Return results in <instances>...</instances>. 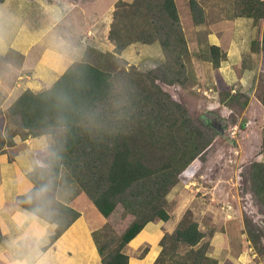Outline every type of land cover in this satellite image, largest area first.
I'll return each mask as SVG.
<instances>
[{
  "label": "trees",
  "instance_id": "16d2710c",
  "mask_svg": "<svg viewBox=\"0 0 264 264\" xmlns=\"http://www.w3.org/2000/svg\"><path fill=\"white\" fill-rule=\"evenodd\" d=\"M188 1L194 22L201 24L200 0ZM238 17L263 21L264 0H234L233 18ZM106 38L114 43L113 52L95 51V57L72 62L52 86L23 90L5 115L9 135L0 123V153L13 144L14 136H50L51 142L35 151L37 165L26 174L31 187L17 195L16 204L55 226L52 244L81 217L78 209L59 198L65 182L78 185L119 232L105 240L100 232L94 233L102 264H129L125 247L148 223L171 219L170 190L194 176L218 133L163 87L189 80L190 46L176 0L118 1ZM136 42L160 43L162 63L149 71L119 68L115 60L105 63L109 53L116 57ZM226 56L227 49L216 44L201 53L215 69ZM263 73L264 69L256 93L264 105ZM247 166L243 188L264 213V162ZM244 222L252 245L264 254V228L250 217ZM217 230L213 226L208 234L186 213L174 231L162 237L153 264H217L209 255L210 238ZM3 239L0 223V243Z\"/></svg>",
  "mask_w": 264,
  "mask_h": 264
},
{
  "label": "rangeland",
  "instance_id": "374dc122",
  "mask_svg": "<svg viewBox=\"0 0 264 264\" xmlns=\"http://www.w3.org/2000/svg\"><path fill=\"white\" fill-rule=\"evenodd\" d=\"M23 1L21 0V5L13 3L14 5L3 12L0 8V59L12 51L10 57L0 63V123L3 124L7 135H9L5 117L7 109L23 90L28 88L27 77H20L35 67V60L45 48L46 36L61 34L63 29L67 28L66 25L79 16V7L73 6L71 8L73 13L51 30L48 24L33 23L36 1ZM133 2L134 0H129L125 3ZM201 3L205 19L203 24L196 25L192 17L189 19V9L184 7L183 2H179L181 10L179 12L191 48L186 58L189 80L185 85L163 87L181 100L193 117L214 127L218 135L205 160L195 167L194 176L186 181L181 180L170 190L167 208L171 213V219L166 222L156 220L148 223L125 247L124 251L137 264H148L155 253H160L162 237L173 232L186 213H191L199 222L201 229L208 234L213 226L218 228L210 238L209 250V255L217 260V264H264V254L259 253L252 245L244 222L246 217H250L256 225L264 228V213L258 209L252 194L243 188L242 182V171L248 167L247 165L255 161L264 162V105L259 92L256 93L264 69L262 49L264 20L256 23L244 18L236 23V19L233 18L234 0H202ZM196 26L213 31L216 41L224 44L225 48H231L220 69H215L209 60L201 57V53L208 49L210 42L203 36L206 34L204 30L202 31L205 34H201L198 31L201 28ZM34 27L36 31L32 33L31 28ZM79 38L82 40L80 36L75 41ZM89 39L90 45L96 42L99 47L101 46L94 37L83 39L86 45ZM33 40L39 42L35 47L29 46ZM152 47L153 44L133 43L125 52L117 54L118 57L109 53L105 56V63L108 65L115 60L119 68L135 66L141 71H149L147 68L156 67L164 60V54L159 56ZM23 48H28L31 54L26 59V65L20 68L22 60L16 55V51L22 52ZM78 50L75 58H85L90 52L88 48ZM243 51L254 53H250L248 58ZM126 53L129 55L127 58L124 56ZM141 60L142 63L150 61L149 67L138 63ZM38 86L39 90L48 87L46 83L41 82ZM244 119L250 121L248 125L242 126ZM26 139L28 141H25ZM26 139L19 135L14 136L13 144L8 145L6 150L0 153V191L8 201H12V206L16 205L14 197L19 192L30 189L31 183L26 174L36 167L35 150L41 148L36 138ZM48 139L43 142L44 146L49 144ZM18 181L19 185L16 187L15 183ZM67 184L65 182L62 186L59 198L81 212L77 227L82 230V242L85 243L89 238L95 241L96 231L100 232L98 236L101 240L118 236V230L100 214L81 188L76 184ZM21 211L35 217L41 225L37 230L35 225L32 238L29 237L32 223H26L22 229L19 228L17 233L27 246L19 248L36 254L45 252V258L40 262L46 264L47 255L50 250L55 249L54 242L51 244L55 226L31 212L24 209ZM11 230L8 233H11ZM31 243L33 246L30 249ZM250 254L253 255L252 259H248Z\"/></svg>",
  "mask_w": 264,
  "mask_h": 264
},
{
  "label": "crops",
  "instance_id": "0c3cea01",
  "mask_svg": "<svg viewBox=\"0 0 264 264\" xmlns=\"http://www.w3.org/2000/svg\"><path fill=\"white\" fill-rule=\"evenodd\" d=\"M27 1L28 0H24L23 2H27ZM35 1H36V6L34 8V19L35 20L33 22L35 25L48 24L50 26V29L52 30V28H55L54 26L56 24L58 23L61 24L63 21H65V19H67L73 13V10L71 9L73 6L79 7V10H78L79 16L78 18L72 20L70 24H67L66 25L67 28L63 29L61 34H54L51 37L47 35L46 36L47 40L45 41L43 40L45 44V48L39 54V57L37 58V60H35V63H36L35 67L32 68L30 72H28V74H23L20 77V78L27 77L28 80L26 84L28 88L34 91L36 90L40 91L39 86H38L40 82L46 83L48 87L52 86L62 76L66 68L72 62L81 61L87 58L95 57V54H96L95 51H101L105 53L113 52L115 45L113 42H110L109 40H107L106 31L111 22L112 10L114 9L115 4L119 0H102V2L101 0H65V1L35 0ZM123 1L129 2V0H123ZM201 1L202 0H200V2ZM179 2H183L184 7L186 9H189L188 10V15H190L189 19L190 17H192V21L194 22L193 16L190 10L189 1L188 0H176L178 10L181 11L179 8ZM13 3H17L19 5L22 4L21 0H5L4 2L0 4V8H2V12L4 10H7L9 6L14 5ZM77 9L78 8H76V10ZM179 15H180V12H179ZM244 18L246 17H238L234 19H236L235 22L237 23V21L243 20ZM180 19H181L182 25L186 33V29L183 24L181 15H180ZM246 19L252 20L250 18H246ZM203 22L204 20L202 21L201 24H203ZM196 25H199V24H196ZM196 27L201 28V29H198V31L201 32V34L206 33L203 36L206 39H209L210 45L212 44L222 45V47L225 49L224 44L220 43L219 41H216L215 39L216 36L214 35L213 31H209L205 27L204 28L199 27V26H196ZM202 30H204L205 33ZM35 31H36L35 27L31 28L32 33ZM30 36H34V35H30ZM80 36H82V40L81 38H79V40L75 41V39H77ZM88 37H94L95 39H98L99 41L98 43L101 44V46L99 47V45L96 42L94 44L96 46L90 45L89 43L90 39L87 40L89 46L88 44L86 45L85 44L86 42H84L83 39H88ZM186 37L188 40L187 33H186ZM37 41L33 40V42L29 43V46L35 47V44L39 43ZM81 41H83L84 43L83 42L81 43ZM188 43H189V40H188ZM103 44H106V46ZM151 44H153L154 46L152 47L154 52H156L159 56L163 55L162 48L158 42H154ZM128 47L124 50V52L128 49ZM81 48H84V50L88 48L90 52L86 54L85 58H81V57L75 58L74 57L75 54L79 53L78 49H81ZM226 49H227V54H230L231 48H226ZM228 49H229V53H228ZM190 51H191V48H190ZM16 52L21 55V57L19 56L20 57L19 59L22 60L21 65H20V68H21L22 65L23 66L26 65V59L27 57L30 56L31 51L28 48H23L22 52L21 51H16ZM248 52L249 51H245L244 54L246 55ZM250 53L253 54L254 52H250ZM126 54L124 55L125 58L129 56L128 53ZM163 59H164V56H163ZM138 63L146 64V67H149L148 65L150 61L146 63H142V60H141ZM150 69L152 68H147V70H150ZM256 91H257V88H256ZM248 121L250 120L248 119ZM35 138L38 141L37 144L41 146V148L45 147L43 142L47 138H49L48 140H50L51 142V138L48 135H42V136H38ZM35 138H31V139L34 140ZM25 141H28V139H26ZM15 185L16 187H18L19 181L18 183H15ZM17 195L14 197V202L16 201ZM18 206L19 205L17 204L12 206V201H8V199H6L4 194L0 191V208H1L0 223L2 225L3 233H4V239L0 243V264H42V262L40 261H43L45 258L44 251H43L44 253L42 254H38V253L36 254L33 251H28L27 249L21 250L19 248L22 246L27 247L24 244L25 243L24 239L21 237L20 234L17 233V231H19V228L22 229L23 225H25L26 223L27 224L32 223L31 224V234H29V237L32 238L34 237L35 225H37L35 228L37 230L41 224L37 221V219H35V217H30L31 215L27 213H23V211H21V209L23 208L20 206L18 207ZM79 221L80 219L77 222H75L71 227H69V229H67L65 233L61 235L53 243V248L55 247V249L50 250L49 255H47V258L45 259L46 264H102L101 257H99V252H98V248H97L95 241L94 240L91 241L89 238L86 240L85 243L82 242V233H81L82 230H80L77 227L78 226L77 223ZM46 226L48 225L46 224ZM10 230H11V233H8L10 232ZM13 231H16V232L13 233ZM31 244H30V249L33 246V244L32 245ZM158 254L159 252L157 254L155 253L153 257H151V259L149 260L148 264H152L154 260L156 259V257L158 256ZM252 256L253 255H251L250 257L248 256V259H252ZM129 264H137V263H135L130 257Z\"/></svg>",
  "mask_w": 264,
  "mask_h": 264
},
{
  "label": "water",
  "instance_id": "95a60500",
  "mask_svg": "<svg viewBox=\"0 0 264 264\" xmlns=\"http://www.w3.org/2000/svg\"><path fill=\"white\" fill-rule=\"evenodd\" d=\"M248 122H249L248 119L243 120V124H245V125H248Z\"/></svg>",
  "mask_w": 264,
  "mask_h": 264
},
{
  "label": "built area",
  "instance_id": "2783aa9c",
  "mask_svg": "<svg viewBox=\"0 0 264 264\" xmlns=\"http://www.w3.org/2000/svg\"><path fill=\"white\" fill-rule=\"evenodd\" d=\"M236 130V129H235ZM235 133V131L233 132V134ZM231 207V206H230ZM225 209V208H224Z\"/></svg>",
  "mask_w": 264,
  "mask_h": 264
}]
</instances>
